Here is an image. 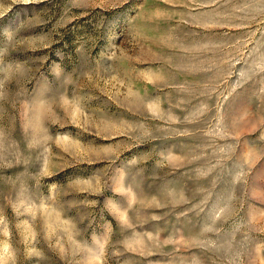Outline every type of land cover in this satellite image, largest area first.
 Segmentation results:
<instances>
[{
    "label": "rangeland",
    "instance_id": "rangeland-1",
    "mask_svg": "<svg viewBox=\"0 0 264 264\" xmlns=\"http://www.w3.org/2000/svg\"><path fill=\"white\" fill-rule=\"evenodd\" d=\"M0 264H264V0H0Z\"/></svg>",
    "mask_w": 264,
    "mask_h": 264
}]
</instances>
